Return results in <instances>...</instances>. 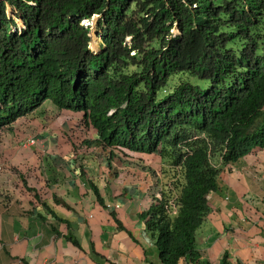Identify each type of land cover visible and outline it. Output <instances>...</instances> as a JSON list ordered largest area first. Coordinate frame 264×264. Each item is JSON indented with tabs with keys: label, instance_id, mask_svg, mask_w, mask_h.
Returning <instances> with one entry per match:
<instances>
[{
	"label": "trees",
	"instance_id": "1",
	"mask_svg": "<svg viewBox=\"0 0 264 264\" xmlns=\"http://www.w3.org/2000/svg\"><path fill=\"white\" fill-rule=\"evenodd\" d=\"M47 100L94 128L87 145L160 159L140 214L160 261L209 264L208 196L264 146V0H0V142Z\"/></svg>",
	"mask_w": 264,
	"mask_h": 264
},
{
	"label": "crops",
	"instance_id": "2",
	"mask_svg": "<svg viewBox=\"0 0 264 264\" xmlns=\"http://www.w3.org/2000/svg\"><path fill=\"white\" fill-rule=\"evenodd\" d=\"M23 125L0 142V264H162L140 216L158 164L115 162L128 173L120 178L106 160L97 161L100 169L78 165L64 132L41 131L37 143L25 145L33 133ZM258 157L221 173L224 184L211 194L204 221L210 224L196 233L201 260L220 264L228 254L232 263L264 264V155Z\"/></svg>",
	"mask_w": 264,
	"mask_h": 264
},
{
	"label": "rangeland",
	"instance_id": "3",
	"mask_svg": "<svg viewBox=\"0 0 264 264\" xmlns=\"http://www.w3.org/2000/svg\"><path fill=\"white\" fill-rule=\"evenodd\" d=\"M95 22H97V17L94 18ZM95 22H93V25H95ZM17 23L19 26L22 27V22L20 19H17ZM96 26L91 32V35L93 37L96 36ZM101 42L102 39L98 36L96 37ZM95 40L91 41L92 48L96 49L98 48L99 44L96 46ZM52 105L47 101L45 102L39 109H37L30 118H22L19 120L21 123H25L23 125V128H26L28 130H31L33 135L28 136L23 143L25 145L32 144L33 140L38 142L37 138L40 136L41 131H45L48 134H51L52 132H64L68 139H72L73 142L75 141L77 143V156L74 159L78 165L80 163H91L93 166H98V169L100 167L102 168V164L98 165L97 161H108V164L114 168L117 173V177H126L128 176V173L126 170H119L117 167H113V163H120L116 156H113L111 152H109L110 148H108L107 151L102 152V150L99 148L98 145L94 144L92 147L87 146L86 139L93 137L94 128L92 126H85V123L82 120V117H80L78 114H75L74 112L59 109V108H51ZM20 127V126H19ZM15 128H18L15 127ZM14 131V130H13ZM57 133V134H58ZM65 137V136H64ZM39 139V138H38ZM1 144V143H0ZM98 153V154H97ZM132 159V161H131ZM122 163L126 161H141L142 162H148L153 163L154 166H156V163L158 164L157 169L160 168V159L156 157H144L141 156L138 152H135L134 154H126L122 159ZM141 162V163H142ZM110 166V168H111ZM111 168V169H112ZM210 223L203 222L204 226H208ZM198 238H200V234H198ZM198 242V240H197Z\"/></svg>",
	"mask_w": 264,
	"mask_h": 264
},
{
	"label": "water",
	"instance_id": "4",
	"mask_svg": "<svg viewBox=\"0 0 264 264\" xmlns=\"http://www.w3.org/2000/svg\"><path fill=\"white\" fill-rule=\"evenodd\" d=\"M97 18H98V16H96ZM95 37H98L97 36V34H96V36ZM92 39H93V36H92ZM92 49V48H91ZM93 50V49H92ZM97 50V49H96ZM95 50V51H96ZM94 51V50H93ZM76 114V113H75ZM80 117H81V115L80 114H78ZM94 132H95V130H94ZM94 135V134H93ZM87 139H94V136L93 137H90V138H87ZM86 139V140H87ZM34 143H36V141L35 140H33V142H32V144H34ZM92 145H94V144H92ZM92 145H87V146H90V147H92ZM76 149H77V147H76ZM78 150V149H77ZM260 154H263L264 155V146H255V147H253L252 149H251V151L250 152H248V153H246L244 156H239V158L237 159V160H235V162H231V163H228V164H226L223 168H222V170H221V173L223 172V171H226L227 170V168H228V166H231V165H236V164H238L239 163V161L240 162H242L243 160H245V161H247V160H253V161H256V160H258V159H261L262 157H258ZM221 173H220V180H221ZM224 184V182H222V180H221V184L220 185H223ZM212 193H214V192H211L210 194H209V196H208V199H209V203H210V196H211V194ZM208 203V204H209ZM117 207V206H116ZM144 221V220H143ZM145 223V222H144ZM146 231H147V234L149 235V237L154 241V243H155V245L157 246V248H158V254L160 253L159 251V247H158V245H157V239L156 238H154L153 236H151V234H150V232L147 230V228H146ZM182 259V258H181ZM181 259H179L180 261L178 262V264H180V262H181ZM159 260H160V257H159ZM163 264V263H162Z\"/></svg>",
	"mask_w": 264,
	"mask_h": 264
},
{
	"label": "clouds",
	"instance_id": "5",
	"mask_svg": "<svg viewBox=\"0 0 264 264\" xmlns=\"http://www.w3.org/2000/svg\"><path fill=\"white\" fill-rule=\"evenodd\" d=\"M9 13H10V9H9ZM10 15H11V13H10ZM95 17H96V16H95ZM95 17H93L92 20H89V19H86V18H85V19H83V20L81 21V23H82L83 25H85V26L91 25V26L93 27V29H94L95 26H96V22H95V19H94ZM20 20H21V19H20ZM16 21H17V19H16ZM21 22H22V20H21ZM93 22H95V25H93ZM22 26H23V23H22ZM176 31H177V30L175 29V32H176ZM91 36H92V35H91ZM97 36H99V35L97 34ZM99 37H100V36H99ZM100 38H101V37H100ZM101 39H102V38H101ZM90 42H91V41H90ZM98 44H100V42H99ZM91 45H92V44H90V49L92 48ZM98 48H99V46H98ZM98 48H97V50H98ZM91 50H92V49H91ZM47 101L53 106V109H54V108H57L56 106H54V104H53L51 101H49V100H47ZM47 101H45V102H47ZM45 102H44V103H45ZM44 103H43V104H44ZM43 104H42V105H43ZM42 105H41V106H42ZM41 106H40V107H41ZM40 107H39V108H40ZM39 108H37V109H39ZM37 109H36V110H37ZM36 110H35V111H36ZM35 111H34V112H35ZM34 112H33V113H34ZM33 113L29 114V116H31ZM24 118H26V117H24ZM21 119H22V118H21ZM19 124H20V122L18 121V125H19ZM18 125H17V126H18ZM97 154H98V153H97ZM121 161H122V160H120L119 162L122 163ZM131 161H132V159H131ZM116 162H118V161H116ZM110 166H111V165H109V164H108V161H107V162H106V169H107L108 171H113L112 174L117 175V173H115L116 171L114 170V168H112V166H111V168H112V169H111ZM117 168H118V167H117ZM159 169H160V168H158L157 171L153 172V174L158 175V173H159ZM151 201H152V200H151Z\"/></svg>",
	"mask_w": 264,
	"mask_h": 264
},
{
	"label": "bare ground",
	"instance_id": "6",
	"mask_svg": "<svg viewBox=\"0 0 264 264\" xmlns=\"http://www.w3.org/2000/svg\"><path fill=\"white\" fill-rule=\"evenodd\" d=\"M93 49V48H92ZM93 50H96V49H93Z\"/></svg>",
	"mask_w": 264,
	"mask_h": 264
}]
</instances>
